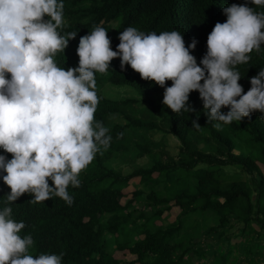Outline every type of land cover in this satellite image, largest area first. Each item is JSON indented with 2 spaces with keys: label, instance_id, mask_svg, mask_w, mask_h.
<instances>
[{
  "label": "trees",
  "instance_id": "1",
  "mask_svg": "<svg viewBox=\"0 0 264 264\" xmlns=\"http://www.w3.org/2000/svg\"><path fill=\"white\" fill-rule=\"evenodd\" d=\"M63 3L65 24L58 31L77 32L54 57L65 69L78 66L79 39L97 25L106 29L113 51L120 33L130 26L146 34L178 31L186 47L195 39L190 53L202 67L208 35L217 22L227 20L225 7L246 5L264 12V6L251 0ZM249 55L248 63L237 65L244 93L251 88L250 78L264 68V43ZM120 64V58H114L105 73L95 74V120L109 128L112 140L80 173V187L69 185L71 206L56 196L33 204L28 193L7 205L11 190L0 170V210L11 206L12 218L25 223L21 238L31 234L35 242L29 254L63 253L61 264H201L205 256L212 258L210 264L264 263V113L253 111L217 129L208 121L198 91L188 100L195 111L174 113L162 103L164 88L142 79L128 65L122 70ZM171 85L166 81L165 87ZM123 88L137 97L106 96L108 90ZM115 117L123 124L108 126ZM193 120L199 129L192 126ZM169 135L181 142L177 160L168 151ZM0 155L12 158L3 149ZM142 159L148 166L129 175L112 165ZM48 183L54 186L51 179ZM130 257L135 260L126 262Z\"/></svg>",
  "mask_w": 264,
  "mask_h": 264
},
{
  "label": "clouds",
  "instance_id": "2",
  "mask_svg": "<svg viewBox=\"0 0 264 264\" xmlns=\"http://www.w3.org/2000/svg\"><path fill=\"white\" fill-rule=\"evenodd\" d=\"M251 2L264 6V0ZM223 12L227 20L208 35L202 67L190 53L195 39L186 47L178 31L146 34L130 26L113 51L106 29L97 25L79 39L78 66L65 69L54 57L77 32L58 31L65 24L63 0H0V149L12 157L0 155L2 180L11 190L6 204L28 193L33 204L56 196L71 206L69 185L80 187V173L112 140L109 128L95 120V74L105 73L114 58H120L122 70L128 65L164 88L162 103L174 113L195 111L188 100L198 91L217 129L253 111L264 113V68L250 78L246 93L237 70L264 43V12L236 4ZM169 80L172 85L165 87ZM222 107L229 111L222 113ZM197 120L192 126L199 129ZM12 213L11 206L0 210V264H61L63 253L29 254L33 237L21 238L25 223Z\"/></svg>",
  "mask_w": 264,
  "mask_h": 264
},
{
  "label": "rangeland",
  "instance_id": "3",
  "mask_svg": "<svg viewBox=\"0 0 264 264\" xmlns=\"http://www.w3.org/2000/svg\"><path fill=\"white\" fill-rule=\"evenodd\" d=\"M106 96H110L112 98L115 99H126V98H136L137 96L129 89L127 88H123V89H114L112 90H108ZM123 123L121 122V120L119 118H112L109 122L108 126H115V125H122ZM161 138V135H157L156 139L159 140ZM166 142L168 144V151L171 154V156H173L176 160L177 157L179 155L180 152V147H181V142L173 135H169L167 136ZM237 153H240V151L238 150ZM148 160L147 159H142L139 160L136 163L133 164H125V163H115L112 164L116 169H119L123 172L124 175H129L131 173H133L136 169H143L146 168L148 166ZM239 176H241L243 179H249V177L243 173V172H239L237 173ZM170 221H173V217L170 218ZM254 236H252V240H254ZM113 246H109V251H111V253L113 252ZM264 251V249L262 250ZM135 258L134 257H130L128 259V261L126 262H131L134 261ZM256 260H259L258 258H256ZM197 261V260H195ZM212 261L211 257H207L205 256V258H202L201 264H210ZM259 264H264V263H259Z\"/></svg>",
  "mask_w": 264,
  "mask_h": 264
}]
</instances>
